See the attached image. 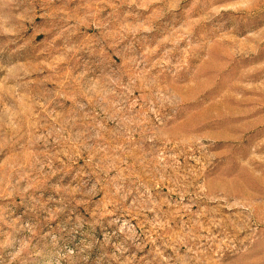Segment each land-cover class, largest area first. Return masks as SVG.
<instances>
[{
  "label": "rangeland",
  "instance_id": "374dc122",
  "mask_svg": "<svg viewBox=\"0 0 264 264\" xmlns=\"http://www.w3.org/2000/svg\"><path fill=\"white\" fill-rule=\"evenodd\" d=\"M241 2L0 0V143L27 161L6 197L0 151V214L26 218L54 183L88 191L107 166L109 195L77 206L107 209L102 251L264 264V0Z\"/></svg>",
  "mask_w": 264,
  "mask_h": 264
},
{
  "label": "clouds",
  "instance_id": "9594fccd",
  "mask_svg": "<svg viewBox=\"0 0 264 264\" xmlns=\"http://www.w3.org/2000/svg\"><path fill=\"white\" fill-rule=\"evenodd\" d=\"M256 7L255 0H242L241 3L234 5V8L240 10H251ZM259 7L264 8V2ZM16 31L13 27L5 26L2 34L11 39ZM14 144V140L10 142L8 139L0 143V151L6 149L12 153L4 160L6 171L3 193L6 197L10 190L14 194H20L15 186H10L9 171L23 169L27 163L15 152ZM69 161H72L71 156ZM67 167L70 165H66ZM96 168L97 180L88 191L81 192L78 185L54 183L51 185L53 194L46 201L30 198L31 203L26 218L12 217L10 213L7 217L0 214V264H98V262L113 264L114 261L115 264H128L126 259H120L119 250L112 252L111 255L102 251L106 241L101 239L104 236L102 229L100 235H97V228L101 216L107 214V209L102 208L101 203L98 202L96 208L91 211V219H86L77 207L86 206L88 200L85 197L90 199L100 190H105V195L108 196L113 187L112 179L108 177L109 168L100 165H96ZM32 186L31 183L28 185V187ZM24 191H27V188ZM116 195V191H111V199L104 203L112 204L115 209ZM155 227L156 225L152 226L150 233ZM156 238L164 239L159 235ZM172 239L168 237V240ZM165 246L173 247L167 242ZM156 257L159 259L154 257L155 264H167L162 251L156 250Z\"/></svg>",
  "mask_w": 264,
  "mask_h": 264
}]
</instances>
